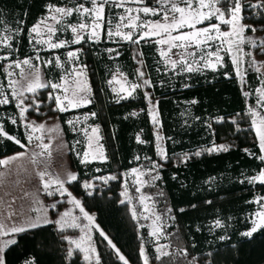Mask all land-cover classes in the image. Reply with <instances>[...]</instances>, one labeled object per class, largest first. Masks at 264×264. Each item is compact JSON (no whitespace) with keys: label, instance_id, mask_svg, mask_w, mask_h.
Wrapping results in <instances>:
<instances>
[{"label":"trees","instance_id":"16d2710c","mask_svg":"<svg viewBox=\"0 0 264 264\" xmlns=\"http://www.w3.org/2000/svg\"><path fill=\"white\" fill-rule=\"evenodd\" d=\"M49 2L73 6L83 0H0V28L10 36L15 29H24L14 36L13 49L3 48L0 55L12 51L11 60H14L38 53L46 79L60 82V77L65 75L69 66L67 47L38 51V45L29 43L28 30L45 15V5ZM156 2L145 0L147 5ZM116 12L118 9L113 5H106V18ZM244 16L246 24H255L260 19L259 10L254 12L247 9ZM257 32L264 39V31ZM73 46L80 49L78 62L87 65L92 103L60 113L52 110L55 105L48 99L51 89H40L38 98L45 101L41 106L46 109L45 116H58L60 119L69 146L71 165L78 176V182L70 184V188L81 198L83 206L94 213L99 226L120 253L130 264H142L139 249L143 245L152 264H160V261L154 260L155 248L147 226L139 219H132L131 209L126 202L120 203L122 179L96 185L92 196L86 195L82 184L95 177L127 171L136 165H150L145 157L155 162L159 159L154 125L144 98L147 89L142 86L132 97L117 103L116 95L107 84L117 71L123 72L130 82H139L136 76L139 65L134 53L138 49L143 54L141 58L145 74L153 85L148 90L153 99L159 101L160 129L169 157L159 169L160 179L155 184L156 201L164 216L168 217L167 234L171 252L169 257L163 258L164 264H264V229L254 233L251 238L241 235L250 228L249 217L258 209V205L250 201L264 196V185L249 184L246 179L264 169V162L257 158L260 151L248 112L249 108L256 106L255 89L261 85V73L249 66L251 58L245 60L242 83L228 56L224 57V66L215 71L207 69L187 73L166 68L154 38L140 40L139 44L112 42L104 30L101 39H85ZM109 49L115 51L110 52ZM57 56L62 60V67H57L55 63H43L55 61ZM5 62H0V65H5ZM3 73L4 67H0V80L5 83ZM245 92L249 95L245 96ZM193 100L196 103H191ZM17 111L15 103L0 107V123H4L9 134L26 143L22 126L19 123L12 125L8 121V117L16 115ZM92 112L96 116H90L88 123L100 126L107 161L95 160L83 164L77 153L82 155L84 152L86 137L80 125L76 123L73 127L67 121L73 120L77 114L90 115ZM132 113L137 115L133 116ZM36 115L44 117L40 113ZM233 119L237 121L236 124L231 123ZM237 126L239 131L236 130ZM137 135L145 143H137ZM213 141L215 144L230 145L229 151L203 152L199 157L192 156L186 163L181 162V154L209 147ZM245 149L256 155H250ZM21 150L18 145L5 139L0 143V158ZM137 156L140 160L135 159ZM161 192L162 196L159 195ZM217 219L222 221L223 228L213 227ZM56 229V225L49 224L17 234V243L5 252L6 264H25L26 260L33 258L35 264H86L79 252L67 255L70 247L61 236H67L68 230L61 233ZM221 236L226 238L221 240ZM94 238L101 264H122L99 232L95 233Z\"/></svg>","mask_w":264,"mask_h":264},{"label":"snow or ice","instance_id":"6c2138e0","mask_svg":"<svg viewBox=\"0 0 264 264\" xmlns=\"http://www.w3.org/2000/svg\"><path fill=\"white\" fill-rule=\"evenodd\" d=\"M127 3H135L143 5L137 9L127 7ZM113 4L117 8H123L126 15H120L118 17L119 23L114 30H108L107 35L109 37H119L120 39L139 44L140 40H144L151 37H158L155 43L164 46L160 49V56L164 59V65L172 71H182L187 73H193L199 71L202 68H211L213 71L218 67L224 66V56L221 53H225L231 56L232 65L235 68L236 75L240 78L241 82H244L245 72L241 71V65L244 63V56H251V52H244L242 45L250 46L251 48H257L264 53V40H255L246 33L251 31L253 34L257 31H264V0H255V2H245V0H157L159 7L153 8L147 6L145 0H84V2L76 3L69 7L67 4H54L47 3L45 5V15L37 21L29 30L30 36L29 43L35 45H47L49 49H60L68 46V44H80L85 39L96 40L103 29L105 21V6ZM86 5H90L86 6ZM247 9L255 11L259 10L260 19L255 24H245L244 13ZM136 15L133 16V12ZM140 13L144 16H161L160 20H140ZM76 16L77 19H83L84 22H80L76 25L65 24V18ZM218 21V23H212L211 21ZM127 21V22H126ZM209 22L206 27L198 28L197 25ZM51 22V23H50ZM22 24L23 21H20ZM227 26L228 30L223 31L221 26ZM70 31L73 35L71 41L57 40L53 41V37L57 32L64 30ZM127 28L129 31L124 32L121 29ZM187 28L188 31H183ZM140 29L141 32L137 39H134V31ZM23 28H17L14 30L13 35L5 34L0 35V46L4 49H13L12 40L15 35L23 32ZM175 33V34H174ZM173 49H182L178 59H172L169 55ZM188 49H192L188 51ZM109 51H115L109 49ZM80 49L67 52L68 61L79 60ZM186 53V54H185ZM119 55V53H116ZM139 55H143L140 53ZM12 51H9L7 55H0V62L10 61L7 65H0L4 67V76L6 78V84L0 83V107L7 106L15 103V108L18 110V118L25 129L24 138L27 143H22L21 139L9 134L5 130L4 123H0V143L5 139L12 141L22 149H27L28 145L33 144L36 141V147L41 149L40 153H33V156L43 155L44 152H48L50 149L49 144H44V133L46 131L45 125L35 124V122L28 120L26 113L29 110L39 112L41 106L45 103L44 100L38 98V91L40 89H51L48 93V99L53 101L55 107L53 111L64 113L75 108L86 106L92 103L91 100V87L87 83L86 69L87 65H77L73 67L71 72H67L65 76L60 77V82L45 81L41 78V73L33 64L32 58L28 57L23 60H11ZM37 61H40V56L37 53L35 56ZM45 65L55 63L57 67H62L60 57L57 56L55 61L48 60L43 62ZM142 64L143 61L141 60ZM24 66H28L31 71L25 72ZM249 66L255 67L254 61H249ZM15 69H20L19 73L15 72ZM159 71V69H158ZM256 72H260V67H255ZM19 78H14V77ZM136 76L139 82H129L127 77L121 73L116 72L112 74L111 79L107 81V84L111 87V91L116 95V102L128 99L134 95V93L142 86L152 87V81L146 78V74L140 68L136 70ZM227 77L228 74L225 73ZM69 77L72 78L71 83L74 87H69ZM118 86V87H117ZM190 85H185L189 87ZM258 94L257 103L264 108V74H261V87L255 89ZM245 96L249 93L245 92ZM144 98L146 99L149 108L148 112L151 116V121L154 126H157V132L155 135L156 151L161 160L167 162L169 157L167 151L163 147L164 137L159 132L160 120L158 118V104L159 101L153 102L150 92H144ZM191 103H196L195 100ZM251 116V128L255 130V136L258 140V147L260 155L257 157L261 162H264V115L255 111L252 108L248 110ZM135 116L137 113H132ZM91 117H95L96 113H90ZM88 117H85L87 119ZM221 121L223 118H219ZM8 121L12 125L17 124L16 117H8ZM80 122V118L76 117L74 120H68L67 123L70 126H75ZM231 123L236 124L237 121L233 119ZM211 128V125H208ZM237 131L239 127L237 126ZM85 136L87 137V145L82 154L77 153L80 156V162L83 164L91 163L95 160L101 162L107 161V156L103 151V145H98L94 148V142H98L101 137L99 136V126L91 127L89 135L88 129H83ZM40 133V135H37ZM168 139H171L170 137ZM137 143H145L139 135L136 136ZM77 143H80L77 141ZM230 145L227 144H215L212 142L211 147H207L194 153H185L181 158V162L186 163L192 156L199 157L203 152L217 153L229 151ZM250 155H256L251 153L248 149H245ZM50 154V153H49ZM26 155V152L16 153L12 157H6L0 159V167L7 166L12 160L19 159ZM136 160H140L137 156ZM145 160L150 162V165L133 168L127 174L134 177V184L136 185L135 191L141 192V188L145 184H154L155 181L160 179L159 169L163 167L162 164L155 161H151V158L145 157ZM100 171V169H96ZM39 178L42 182V187L46 194L49 196L67 197L66 200L58 199L52 204V209L55 210L58 204L68 203L72 204L75 208L79 209L83 218L88 221V225L81 227L78 220L80 217L72 215L71 210L64 211L55 220L49 219L47 215L36 216L34 219H29L26 224L23 225H5L0 223V264H6L5 252L10 246L15 245L17 240L15 236L20 233L27 232L32 229L44 227L49 224L57 226V231L63 233L66 228L80 229L83 235L78 239H70L68 236H61L62 240H66L69 245L74 246L69 248L67 255L72 256L73 251H78L83 254V259L88 264H100L99 256L96 254V249L92 245L91 230L95 226L100 232V235L107 241L108 245L115 251L116 256L122 264H129L128 259L120 253V250L112 242V240L99 229L98 225L94 224V216L90 215L84 208L80 199H77L73 194L68 191L65 184H72L78 182V176L73 173H68L66 180L59 177H50L47 172H40ZM49 176V179H45ZM144 176H150L151 180L146 181L142 179ZM175 178V177H173ZM95 179L102 180L105 184L109 180L117 179L115 175H109L107 177H95ZM249 184H261L264 185V169L260 170L258 174L246 178ZM242 183L244 181H241ZM82 187L87 196L93 195L95 184L92 181H87L82 184ZM122 196H127V180L125 181V191L121 193ZM163 195V193H159ZM140 203L143 205V219L152 221V231L149 233L154 238L155 242V255L154 260L160 261V264H164L165 257H169L170 253L166 250L169 246L159 243V239L164 232V225L162 223V216L156 214L152 208L149 207L147 201H152L153 197L150 195H141ZM130 202V198H129ZM121 204L125 203V200L120 201ZM211 204L212 201H206ZM250 203L258 205V209L252 213L249 217L250 228L247 231L241 233L242 236L251 238L254 233L264 229V196H257ZM192 207H196L192 205ZM166 211L170 212L171 209ZM184 211V209H180ZM137 210L133 208L131 210V216L133 220L137 219ZM174 219V218H173ZM213 227L223 228L224 224L221 220L214 221ZM87 229V231L85 230ZM225 236L219 237V239H225ZM139 256L142 259V264H152L149 255L146 253L143 245L139 249ZM25 264H35V260L28 259ZM194 264V262H193Z\"/></svg>","mask_w":264,"mask_h":264},{"label":"rangeland","instance_id":"374dc122","mask_svg":"<svg viewBox=\"0 0 264 264\" xmlns=\"http://www.w3.org/2000/svg\"><path fill=\"white\" fill-rule=\"evenodd\" d=\"M83 2H84V0H83ZM251 2H255V0H251ZM109 5H113V4H109ZM86 6L90 7V5H86ZM126 6L133 8L135 10L139 7H142L143 5H138L135 3H127ZM147 6H150L153 8L159 7L157 2L154 5H147ZM69 7H71V6H69ZM115 8H117V7H115ZM117 9H118V12H116L114 15H109V17H107V18L105 17L103 29L100 31V34L96 40L101 39V37L103 36L104 30H105V35L108 38V40H110L112 42L124 41V40L120 39L119 37H115V36L109 37L107 35L108 30H110V29L114 30L116 28V25L119 23L118 17L120 15H126L123 8H117ZM105 10H106V6H105ZM135 15H136V12L134 11L133 16H135ZM139 15H140L141 21H146V20L155 21V20L161 19V16H144L143 13H140ZM112 16H114L115 19H113ZM80 22H84L83 19L81 18L78 20L76 16H75V18H72V17L65 18V24L66 25H68V24L76 25ZM211 22L212 23H218V21H215V20H213ZM208 23L209 22L206 21L203 24L197 25V27L198 28L206 27L208 25ZM243 23H245L244 20H243ZM221 28L223 31L228 30L227 26L222 25ZM121 30L124 32L129 31V29H127V28H122ZM133 31H134V37L133 38L137 39L141 30L136 29ZM183 31H188V29L185 28V29H183ZM5 32H6V30H3L0 28V35L5 34ZM68 33H69V36H67ZM73 35L74 34L71 33L70 28L67 31L61 30V31L57 32V34L53 37V41L54 42L57 40L71 41L73 38ZM246 35L252 37L255 40H264L258 32L254 33V34L253 33H251V34L246 33ZM151 38H154L155 40L158 39V37H151ZM73 45H75V44L70 43V44H68V46H66L67 52L79 49V48L74 47ZM158 47H159V52H160V49L164 46L158 45ZM242 47L244 49V52H251L252 53L251 56H244L243 57L244 63H245L246 58L250 57L251 60L254 61L255 67H260V73L264 74V53H262L257 48H251L250 46H247V45H242ZM2 49H3V47L0 46V50H2ZM36 49L38 51L40 49H48L49 50L47 45H38V47ZM191 50L192 49H188V51H191ZM183 51L184 50H182V49H173L169 55L172 57V59H178L180 53ZM134 53H135L136 60H137L138 65H139L138 68H140L142 71L145 72V70L143 68V63L142 64L140 63V61L142 60L141 55H139L140 51L138 49H135ZM36 55L31 56L32 62H33V64L36 65L37 69L40 71L42 80L48 81L45 77V74H44V70H43V66H42V60L40 59V61H37L35 59ZM221 55H223L224 57L228 56L231 60V56H229L223 52L221 53ZM23 59H25V58L14 59V60H23ZM60 61H61V65H62V60L60 59ZM67 61H68V58H67ZM9 62L10 61H6L5 65H7V63H9ZM68 63H69V66L67 67L66 73L71 72L73 67H75L77 65H83V64L79 63L78 61H68ZM244 63L241 65V71L242 72L245 71ZM207 69H211V68H202L200 70H207ZM19 71H20V69H15V72L19 73ZM24 71L29 72V71H31V69L28 66H24ZM117 72H121V71H117ZM66 73H65V75H66ZM121 73H123V72H121ZM14 78H19V77L17 76ZM146 78H147V76H146ZM86 79H87L88 85L91 87V83H90V79L88 76L87 69H86ZM5 80H6V78H5ZM71 80H72V78L69 77V87L70 88L74 87V85H72V83H71ZM128 81H129V79H128ZM0 83H2L1 80H0ZM5 84H6V81H5ZM144 87L147 89V92H150L148 90L147 86H144ZM259 87H261V85ZM91 96H92V87H91ZM256 96H257L256 100H255L256 106L252 109H254L255 111L260 112L262 115H264V108H261V106L257 103L258 94H256ZM152 100H153V102H156L153 99V97H152ZM35 113L37 114V112L30 109L29 112L26 113V116H27L28 120L35 122V124H37V125H39V124L45 125L46 131L44 133L43 143L49 144L50 149L48 152H44L43 155H38V156L34 157L33 153L34 152L40 153L41 149L36 147L35 145L37 142L33 141V144L28 145L27 149H23L21 151L11 153L9 155H6V156L0 158V159H3L6 157H12L16 153L26 152V155L20 157L19 159L12 160L7 166L0 167V223H3L5 225H9V226H11V225H23V224H26V222L29 219H34L36 216L45 215V214L47 215V217L49 219L55 220L64 211L71 210L73 216L80 217V219L78 220V223H80L81 227H84L85 225H88V221L83 218L82 214L79 212V209L75 208L72 204L61 203V204L57 205V208L55 210L52 209V204L56 200H58V199L66 200L67 197L61 198L58 195L49 196L46 194L45 190L42 187V182H41L39 175H38L40 172H47L50 174V177H59V178L64 179V180H66V176L68 173H73L76 175H77V173L71 165L68 142H67V139L65 137V134H64V131H63V128H62V125H61V122H60V119L58 118V116H52V115H46L45 116L46 109H42V108L38 113L44 115V117H38ZM12 117H16L17 121H18L17 123H19L22 126V123L19 121V118H18V111H17L16 115H12ZM76 117L80 118V122L77 124L82 127V131H83V129H88L89 135H91V132H90L91 127L99 126L98 124L92 125V124L88 123V119L90 117L89 114H83V115L77 114L76 116H74L73 120ZM85 117H88V118L85 119ZM158 118H159V114H158ZM22 128H23V126H22ZM154 131H155V135H156L157 126H154ZM24 132H25V129H24ZM159 132L162 135L160 126H159ZM83 134H84V131H83ZM37 135H40V133H37ZM99 136L101 137L100 126H99ZM26 143H27V141H26ZM86 145H87V137H86L85 148H86ZM98 145H103L101 142V139L98 142H94V148L98 147ZM217 145H219V144H217ZM211 146L212 145H210L209 147H211ZM163 147H164V142H163ZM202 149H205V148H199L197 150H194V152L200 151ZM103 151L106 155L104 146H103ZM184 154H181L179 156V158L181 159ZM189 154H191V153H189ZM156 162L160 163L162 165L165 164V161L161 160L160 157ZM138 167H141L142 170H144L142 165H136L133 168H138ZM133 168H131V169H133ZM131 169H129L127 171H120L117 173H111V174H108V175L103 176V177H107L109 175H115V176H117V178H121L122 179V188H121L120 193L125 191V181L127 180V196L121 195V200H125V202L129 205L131 210L133 208H135L137 210V213H138L137 219L142 221V223H144L147 226L149 233L152 231V221L143 219V215H147V213H143V205L140 203L139 198L142 194L146 195V196L150 195L153 197L152 201H147L146 203H148L149 207L152 208L156 214H159L162 216V223L164 225V232L159 239V243L163 244V245H168L169 247L166 250L170 253L171 252V245L169 243L168 234H167L168 217L164 216V213L161 211V209L159 208V205L156 201V194H157L156 188H155L156 181L154 182V184H151V185L145 184V186H143L141 188V192L137 193L135 191L136 185L134 184V177L127 175L131 171ZM50 177L46 176L45 179H49ZM142 179H144L146 181H150L151 177L150 176H144V177H142ZM88 181H92L95 184V186L98 184L104 183L102 180H99V179H91ZM65 187L68 188V191H70L74 197L81 200V198L70 188V184L66 183ZM129 198H130V202H129ZM81 203H82V200H81ZM85 210L90 215L94 216V224L99 226V224L95 218L94 213L88 211L86 208H85ZM66 229L68 230L67 236L70 239H78L79 236L84 234L78 228L77 229L66 228ZM99 229L102 230V228L100 226H99ZM85 230L87 231V229H85ZM96 232H99V231L96 229L95 226H93L91 233H90L91 237H92L91 243L96 249V254L99 256L98 249H97V246L95 243V238H94V235ZM149 237H150L151 243L153 244V246L155 248L154 238L151 237L150 235H149ZM2 239H4V238H0V240H2ZM69 247L74 249V246H72V245H69ZM143 247L145 248V246H143ZM145 251H146V249H145ZM73 252H78V251L74 250ZM80 254L83 257V254L82 253H80ZM99 261H100V256H99ZM85 263L88 264V262H86V261H85ZM100 264H101V261H100Z\"/></svg>","mask_w":264,"mask_h":264}]
</instances>
